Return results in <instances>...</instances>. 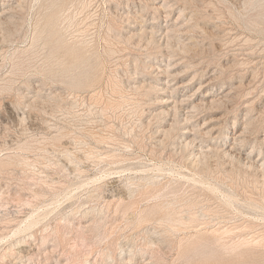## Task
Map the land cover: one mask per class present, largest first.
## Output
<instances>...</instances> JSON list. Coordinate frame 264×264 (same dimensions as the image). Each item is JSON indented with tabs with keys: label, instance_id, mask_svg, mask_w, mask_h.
<instances>
[{
	"label": "rangeland",
	"instance_id": "rangeland-1",
	"mask_svg": "<svg viewBox=\"0 0 264 264\" xmlns=\"http://www.w3.org/2000/svg\"><path fill=\"white\" fill-rule=\"evenodd\" d=\"M217 240L264 242V0H0V264H264Z\"/></svg>",
	"mask_w": 264,
	"mask_h": 264
},
{
	"label": "bare ground",
	"instance_id": "bare-ground-1",
	"mask_svg": "<svg viewBox=\"0 0 264 264\" xmlns=\"http://www.w3.org/2000/svg\"><path fill=\"white\" fill-rule=\"evenodd\" d=\"M165 4V3H164ZM176 4V3H175ZM178 4V3H177ZM162 6V5H161ZM162 8V7H161ZM156 14V13H155ZM143 20V19H142ZM165 21V20H164ZM140 25V24H139ZM159 31H160V27L159 26H153L152 27V29L150 28V32H152V33H159ZM166 31V30H165ZM151 33V34H152ZM153 36V35H152ZM161 40V39H160ZM170 40H168V42H169ZM172 42V41H171ZM164 43V42H163ZM164 46V45H163ZM166 46V45H165ZM61 47H72V48H69V50H68V53H69V55H71L72 57H73V65H74V67H78L79 66V64H81V63H84V59H83V57H82V53H81V50L79 49V48H76V47H81L80 46V44H67L66 42H64L63 40H62V36H61ZM176 47V46H175ZM178 47V46H177ZM180 47V46H179ZM182 47V46H181ZM185 51V50H184ZM104 56V55H103ZM173 65V64H172ZM171 65V66H172ZM155 66V65H154ZM171 66H169V67H171ZM73 66L71 67V68H74ZM100 67V66H99ZM161 67V66H160ZM162 68V67H161ZM86 69V68H85ZM168 70H170V68L168 69ZM167 69H166V72L168 71ZM179 72V71H178ZM168 73H169V71H168ZM173 73V72H172ZM82 74H85V72H82ZM104 74V73H103ZM169 75H171L170 73H169ZM174 74H172V76H173ZM219 75V74H218ZM81 74L79 75H76L75 77H73V79H72V81H71V84L72 85H74V86H76V87H79V86H81V85H83V83H81L82 82V79H81ZM100 76V75H99ZM110 76V75H109ZM119 76V75H118ZM214 76V75H213ZM93 77V76H92ZM100 78V77H99ZM108 79H109V77H108ZM108 79H107V81H108ZM85 81V84L86 85H89V86H92V85H94L98 80H97V78H86V79H84ZM179 80V79H178ZM128 82V81H127ZM170 82V81H169ZM186 83V82H185ZM184 83V84H185ZM136 84V83H135ZM205 84H206V82H205ZM106 86V85H105ZM136 86V85H135ZM155 86V88L157 87V88H159L160 90H162L164 93H167V92H169V95H170V97H168V99H166V98H163V103H169L170 102V99L169 98H171V97H174V98H177V95H178V91L179 90H177V89H175V90H173V91H169V88H171L169 85H167V83H166V81L164 82V81H162V80H160L158 83H157V85H154ZM179 86H180V84H179ZM181 87H182V85H181ZM86 88V87H85ZM154 88V87H153ZM158 89V90H159ZM180 89H182V88H180ZM157 91V90H156ZM162 92V93H163ZM228 92V91H227ZM100 93V92H99ZM175 93H176V95H175ZM96 94V93H95ZM171 94H173V95H171ZM94 95V94H93ZM168 95V96H169ZM99 96H101V95H99ZM218 96V95H217ZM96 98V97H95ZM214 98H216V95L215 94H205L204 96H203V101H204V103L203 104H205V103H211L213 100H214ZM100 99H101V97H100ZM222 99H223V97H222ZM110 100V99H109ZM172 101H173V103L176 105L177 104V99H171ZM192 100V99H191ZM216 100V99H215ZM112 101V100H111ZM179 101V100H178ZM202 101V100H201ZM218 101V100H217ZM36 102V101H35ZM113 102V101H112ZM114 103V102H113ZM191 103H193V102H191ZM190 103V98H188V97H185L184 99L183 98H181L180 99V101H179V106L181 107H178V106H176V107H178V108H180L181 109V111H182V115L184 116V118L186 119V118H188V117H191L192 116V114H193V112H192V109H195V108H197V104H194V105H192ZM105 104H107V103H105ZM115 104V103H114ZM114 104H112L111 106H113ZM119 104H121V103H119ZM108 105V104H107ZM115 105H117V104H115ZM196 105V106H195ZM199 105H200V102H199ZM206 105V104H205ZM209 105H211V104H209ZM173 106V105H172ZM201 106H203L202 105V103H201ZM109 107V106H108ZM173 108V107H172ZM200 108V107H199ZM102 109V108H101ZM106 109H108V108H106ZM134 110V109H133ZM172 112V111H171ZM107 113V112H106ZM171 114V113H170ZM174 114V113H173ZM192 119V118H191ZM169 120V119H168ZM172 121V120H171ZM177 122V121H176ZM166 125V124H165ZM247 125V124H246ZM238 128V127H237ZM244 129V128H243ZM167 130H169V129H167ZM173 130V129H172ZM209 130V129H208ZM233 130V129H232ZM166 131V130H165ZM217 130L216 129H212V130H210L209 131V133L210 134H214L215 132H216ZM159 132V131H158ZM167 132V131H166ZM172 132V131H171ZM165 133V132H164ZM193 133V127H191V126H185V127H183V130H182V135H183V137H185V139H188V137H190L191 136V134ZM199 133V132H198ZM200 133H202V132H200ZM231 133H233V138L235 139V137L237 136V138L238 139H241L242 138V136H243V133H241V131H237V132H235V131H232ZM202 134H204V133H202ZM222 134V133H221ZM95 135V134H94ZM205 135V134H204ZM213 136V135H212ZM229 136V135H228ZM95 138V137H94ZM192 139V138H191ZM191 139H190V142H191ZM99 141V140H98ZM188 141V140H187ZM193 142V141H192ZM195 142V141H194ZM183 144V143H182ZM186 145H187V143H185ZM196 144V143H195ZM235 144V143H234ZM233 144V145H234ZM228 146H229V144H228V142H225V143H223L222 145H216V147L218 148V150L221 152H225V153H227V154H229V153H231V154H234V147H231V148H228ZM217 148H215V147H213V146H211L210 147V150H208V151H211V150H216ZM243 148V147H242ZM236 149V148H235ZM201 150V149H200ZM241 151V150H240ZM192 152V151H191ZM203 152H205V151H203ZM238 152V151H237ZM202 153V152H201ZM201 153H200V155H201ZM203 154V153H202ZM205 154V153H204ZM221 154V153H220ZM199 155V156H200ZM224 155V154H223ZM240 155V154H239ZM202 156V155H201ZM205 156V155H204ZM203 156V157H204ZM233 156V155H232ZM246 158V157H245ZM247 159V158H246ZM203 160V159H202ZM197 162V161H196ZM248 162H250V163H252V164H255V165H259V162H260V160H253V159H251V160H249ZM231 164V163H230ZM127 167V166H126ZM154 167H156V166H154ZM141 177V176H140ZM159 179V178H158ZM148 180V179H147ZM141 181V180H140ZM174 182V181H173ZM155 184V183H154ZM148 185V184H147ZM96 187V186H95ZM152 187V186H151ZM150 187V188H151ZM228 195V194H227ZM230 200H232L233 202L235 201V198L232 196V195H228L227 196ZM238 198H236V201H239V200H237ZM254 209V208H253ZM199 214V213H198ZM160 215V218L163 220V221H166L167 223H169L170 225H172V226H174V229L175 228H177L175 225V222L178 220V217H177V215H176V210L171 206V205H169V204H166V203H163V204H161V207L160 208H158V206H154V208L153 209H151V210H148V209H145V210H142L141 211V213L136 217V219L135 220H137L138 221V223H144V222H146V221H148V220H151V219H153V218H155V217H157V216H159ZM263 215V214H262ZM194 216V215H193ZM198 216V215H197ZM98 218V217H97ZM181 219V218H180ZM130 220V219H129ZM91 222V221H90ZM34 223H37V221H32V222H30V224H34ZM166 223V224H167ZM188 223V222H187ZM192 223V222H191ZM196 224V223H195ZM78 225V224H77ZM85 225V224H84ZM169 227V226H168ZM168 227H167V229H168ZM171 227V226H170ZM179 228V227H178ZM184 228V227H183ZM206 229V228H205ZM221 229V228H220ZM227 229V228H226ZM225 229V230H226ZM223 231V233L224 232H226V231ZM167 231V230H166ZM217 230H214L213 231V233H215ZM221 231V230H220ZM177 232V231H176ZM227 232H228V230H227ZM219 233V232H218ZM231 234V233H230ZM217 235H219V234H217ZM221 235H223V234H221ZM227 235V234H226ZM225 235V236H226ZM197 236H201V234L200 233H198L197 234ZM194 238H195V236L194 237H192V236H190V237H188V238H186L187 239V241H188V243L189 244H192V242H193V240H194ZM220 239V238H219ZM222 239H224V238H222ZM221 239V240H222ZM237 240V239H236ZM251 240V239H250ZM217 241H219V240H217ZM223 241H225V239L223 240ZM220 243H216V245H214L212 242H209L208 243V248H207V256L209 257V258H212V257H214V255L216 254V252H218L219 251V253L220 254H222V252H224V253H227V254H229V255H237V256H244V255H246V254H249L250 252H253L256 248H260V247H262L263 245H264V242L263 241H261V240H258V241H249V240H245V241H240V242H237V243H235V244H233L232 242V244L233 245H226L225 243L223 244L221 241H219ZM157 244H159V243H157ZM264 248V247H263ZM264 250V249H263ZM51 251V250H50ZM153 252V251H152ZM154 253V252H153ZM134 255V254H133ZM123 258H128L129 259V256H127V255H123L122 256ZM149 260V259H148ZM129 261V260H128ZM246 261V260H245ZM63 262V261H62ZM66 262V261H65ZM150 262V261H149ZM149 262H146V263H144V264H148ZM129 263V262H128ZM61 264V263H60ZM65 264V263H64Z\"/></svg>",
	"mask_w": 264,
	"mask_h": 264
}]
</instances>
